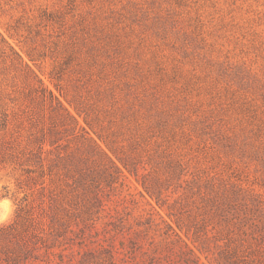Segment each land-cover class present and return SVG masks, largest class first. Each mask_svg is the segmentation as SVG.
Segmentation results:
<instances>
[{
	"label": "rangeland",
	"instance_id": "1",
	"mask_svg": "<svg viewBox=\"0 0 264 264\" xmlns=\"http://www.w3.org/2000/svg\"><path fill=\"white\" fill-rule=\"evenodd\" d=\"M29 238L264 264V0H0V264Z\"/></svg>",
	"mask_w": 264,
	"mask_h": 264
},
{
	"label": "trees",
	"instance_id": "2",
	"mask_svg": "<svg viewBox=\"0 0 264 264\" xmlns=\"http://www.w3.org/2000/svg\"><path fill=\"white\" fill-rule=\"evenodd\" d=\"M26 208L23 205H20L17 211V217H24V210ZM26 219V217H24ZM33 219V218H31ZM29 220V219H27ZM7 228H12V225H9ZM35 236V232H31ZM38 239V238H37ZM41 241V243H40ZM99 254L101 252H106L105 260L109 264H117L116 253L114 247H103L97 249ZM65 249L57 251L54 246H49L43 240L38 239L30 240V238L24 241V264H75L73 263V258H67L65 254ZM93 253V254H92ZM92 257H95V252H91Z\"/></svg>",
	"mask_w": 264,
	"mask_h": 264
}]
</instances>
